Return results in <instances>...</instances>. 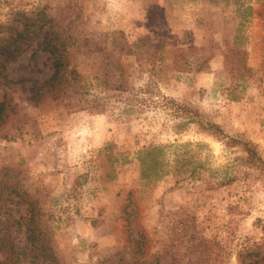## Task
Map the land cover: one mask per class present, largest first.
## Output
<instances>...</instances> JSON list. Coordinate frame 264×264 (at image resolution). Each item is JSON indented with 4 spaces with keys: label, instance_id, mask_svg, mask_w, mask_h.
Masks as SVG:
<instances>
[{
    "label": "rangeland",
    "instance_id": "obj_1",
    "mask_svg": "<svg viewBox=\"0 0 264 264\" xmlns=\"http://www.w3.org/2000/svg\"><path fill=\"white\" fill-rule=\"evenodd\" d=\"M34 10L107 46L74 65L105 111L54 101L45 53L0 63V264H241L264 238V175L198 124L177 125L191 111L264 159V0H0V26ZM112 32L150 35L160 61L121 56ZM186 144L205 165L196 178L173 165ZM153 146H169L156 180L138 159Z\"/></svg>",
    "mask_w": 264,
    "mask_h": 264
},
{
    "label": "trees",
    "instance_id": "obj_2",
    "mask_svg": "<svg viewBox=\"0 0 264 264\" xmlns=\"http://www.w3.org/2000/svg\"><path fill=\"white\" fill-rule=\"evenodd\" d=\"M252 10V7L249 6L240 11L242 14L251 17ZM16 22L19 24L20 29H18V26L15 29L9 28L12 32H8L9 29L0 26V29H5L0 39V63L29 51H32V59L38 57L39 53H45L48 55V61L51 62L52 74L48 80L43 82L42 86L47 89L50 97L57 102L68 101L67 104H71V106L73 102H77L82 109L103 113L105 111L104 103H100L96 99L91 101L85 97L87 94L82 91L80 85L81 75L74 65H76L78 56L104 53L107 46L88 37L69 35L68 29L59 26L55 19L44 11L34 10L29 14L20 13ZM109 38L112 49L121 56L136 58L141 65L148 63L154 68L161 59L158 51L153 49V39L150 35L139 36L134 41H130L123 32H112ZM183 52L184 49L181 50L179 56L182 57ZM176 56L178 57V54ZM175 66H177V71L183 69L176 60ZM8 108L9 102L6 99L0 102V126L6 121ZM192 123L198 124L203 133L223 140L229 147L238 148L243 155L237 157V162L240 165L250 166L264 175V159L252 142L244 141L238 137H231L215 122L205 121L198 114L191 111L185 121L177 125V128L180 130L184 125ZM188 146L189 144L175 146L182 151L175 152L173 165L179 174L189 172V177L196 178L201 175V170L205 168V165L195 156H191L190 151H187ZM168 147L153 146L138 154L141 173L144 178L156 180L168 175V164L163 159L164 151ZM186 154H189V156H186ZM232 181L231 177L225 178L226 184L230 185ZM26 241L36 244L38 239L34 235H29ZM3 244L5 243H1V245ZM10 246L12 247L13 243ZM263 248L264 238L260 243H254L251 247L249 246V248L243 250L244 253L242 254L245 255L240 263L246 264L245 260L249 258V264H264Z\"/></svg>",
    "mask_w": 264,
    "mask_h": 264
}]
</instances>
